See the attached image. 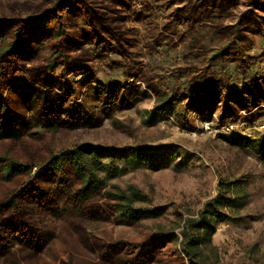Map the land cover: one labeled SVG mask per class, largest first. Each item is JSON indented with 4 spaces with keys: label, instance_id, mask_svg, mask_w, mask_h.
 Segmentation results:
<instances>
[{
    "label": "rangeland",
    "instance_id": "obj_1",
    "mask_svg": "<svg viewBox=\"0 0 264 264\" xmlns=\"http://www.w3.org/2000/svg\"><path fill=\"white\" fill-rule=\"evenodd\" d=\"M51 1L0 0V16L27 17ZM107 1H114L126 16L124 25L133 40L129 55L122 58L86 43L90 70L75 75L81 84L74 87L78 99L64 101L61 90L41 88L47 99L57 94L61 118L70 119L66 105L71 103L82 109L83 117L74 120L72 128L46 132L41 140L26 135L22 140L0 139V156L26 163L29 155L39 161L80 145L136 148L146 154L147 161L136 166L127 158H117L115 163L124 172L105 187L115 193H134L136 206H164L165 212L157 219L126 225L110 213L89 218L72 195H50L34 214L43 248L37 253L15 248L17 261L10 254H0V264H59L62 260L100 264L107 246L114 242H139L158 229L172 231L180 239L183 220L197 216L217 194L220 181L236 182L246 203L238 211H229L230 219L216 226L211 238L216 264H264V151L257 147L264 146V9L260 26L250 25L253 42L246 51L250 66L240 68L229 54L222 71L217 62L207 60L252 0ZM188 11L190 19L185 15ZM75 24L78 30L89 31L81 22ZM29 34L49 48L42 56L50 55L56 34L53 24L33 27ZM10 35L9 30L0 31V43ZM203 68L211 74L203 75ZM58 74L59 68L54 77ZM210 76H222V81L214 87ZM147 81L179 95L187 109L174 106L171 111L156 112ZM25 84L34 82L26 69L17 71L11 81L0 84V95L16 100L18 95L10 93V88ZM28 95L32 97V91ZM19 110L29 118L31 109L20 106ZM57 115L56 109L49 111L50 117ZM43 131L30 120L28 132ZM242 138L250 140V145H239ZM37 169L33 167L31 174ZM25 184L24 178L11 182L0 178V199ZM158 258L153 264H188L178 259L172 244L162 245Z\"/></svg>",
    "mask_w": 264,
    "mask_h": 264
},
{
    "label": "trees",
    "instance_id": "obj_2",
    "mask_svg": "<svg viewBox=\"0 0 264 264\" xmlns=\"http://www.w3.org/2000/svg\"><path fill=\"white\" fill-rule=\"evenodd\" d=\"M262 9L264 0H252L225 30L228 37L207 62H217L224 71V63L231 54L240 68H248L250 56L246 51L253 42L250 25L260 26ZM188 12L185 15L190 19L191 13ZM125 17L114 1L107 0H53L48 6L40 5L36 13L27 17L19 14L0 16V31L11 32L10 38H3L0 43V84L11 81L17 71L25 69L34 82L12 86L10 93H17L16 100L8 94L3 98L0 95V139L22 140L26 135L41 140L46 132L72 128L74 120L83 117L82 109L72 103L66 105L71 113L70 119L61 118L59 113L63 109L57 94L47 99L46 92L41 88L55 87L61 90L64 101L70 97L75 102L79 94L74 87L81 85L75 75L90 70L91 57L84 48L86 43L92 42L100 46L103 52H114L122 58L129 55L133 40L125 28ZM76 21L89 31L78 30ZM50 23L56 30L53 38L57 39H53L50 55L43 57L49 48L42 45L37 36H31L29 31ZM34 59L36 63H29ZM57 68L59 74L54 77ZM202 72L203 75L211 74L206 68ZM220 77H209L214 87L222 81ZM146 86L155 97L156 112L171 111L174 106L187 109V104L182 103L179 95L162 91L151 81H147ZM30 91L32 97L28 95ZM20 106L31 109L29 118L25 111L19 110ZM52 108L58 112L56 117L49 116ZM224 108L228 110V106ZM30 120L44 131L28 132ZM241 143L246 146L251 142L242 138L238 144ZM257 147L264 151V146ZM120 157L127 158L136 166L147 161L146 154L136 148L88 145L76 146L39 161L34 159V155H29L26 163H19L6 155L0 156V178L4 182L17 178L26 180L25 186L0 199V254H10L17 261L15 248L27 249L31 253L43 248L34 214L35 209L42 207L50 195H72L75 205L89 218L110 213L116 221L132 225L161 217L165 212L164 206H136V194L124 191L115 193L106 189L107 181L124 172L115 163ZM33 167L38 169L32 175ZM235 183L219 182L217 194L203 204L197 216L183 220L180 239L172 231L158 229L139 242H114L107 246L100 264H153L160 260L158 250L165 244L174 245L178 259H185L188 264H216L218 255L211 244L216 226L230 219L229 211H238L246 203V195ZM59 264L77 263L62 260Z\"/></svg>",
    "mask_w": 264,
    "mask_h": 264
}]
</instances>
